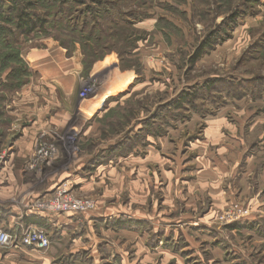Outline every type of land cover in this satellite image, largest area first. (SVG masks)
Masks as SVG:
<instances>
[{
  "label": "rangeland",
  "instance_id": "374dc122",
  "mask_svg": "<svg viewBox=\"0 0 264 264\" xmlns=\"http://www.w3.org/2000/svg\"><path fill=\"white\" fill-rule=\"evenodd\" d=\"M28 11L43 20L34 31L0 36L3 88L35 81L26 52L55 43L82 56L78 95L93 94L80 102L103 100L85 136L74 126L36 137L24 182L43 189L53 165L81 164L80 188L61 184L96 207L73 216L63 239L44 228L47 249L0 255L16 253L10 264H264V0H43ZM11 121L0 115L4 128ZM40 140L58 158L31 168ZM80 235L89 237L75 244Z\"/></svg>",
  "mask_w": 264,
  "mask_h": 264
},
{
  "label": "crops",
  "instance_id": "0c3cea01",
  "mask_svg": "<svg viewBox=\"0 0 264 264\" xmlns=\"http://www.w3.org/2000/svg\"><path fill=\"white\" fill-rule=\"evenodd\" d=\"M25 62L36 80H29L22 88L7 92L3 86L8 71L0 72V115H7L12 119L5 128L0 123V147H5L8 154L6 166L1 171L3 176L0 178V226L9 231L16 221L23 227L30 225L43 227L55 232L59 239H63L66 230L78 224V220L74 222L72 219L75 214H32L25 210L21 203L26 199L43 195L64 182H71L73 187L78 188L84 183L79 173L82 165L68 167L53 165L54 171L47 181H44L45 188L36 191L24 182L25 166L36 137L42 136L47 139L52 136L58 137L57 133L74 126L82 136H85L91 128L90 119L101 105L103 96L91 103L80 102L77 87L80 84L83 65L79 51L67 55L64 48L49 43L43 49H29L25 55ZM86 222L93 223L92 220ZM87 237L89 236H77L73 242L77 244L82 238L85 242ZM87 250L91 251L90 256L94 255L92 248L85 251ZM10 254L0 255V264H10L8 260L17 257L16 253Z\"/></svg>",
  "mask_w": 264,
  "mask_h": 264
},
{
  "label": "built area",
  "instance_id": "2783aa9c",
  "mask_svg": "<svg viewBox=\"0 0 264 264\" xmlns=\"http://www.w3.org/2000/svg\"><path fill=\"white\" fill-rule=\"evenodd\" d=\"M92 94V88L86 86L79 93V96L81 99H86ZM57 158L58 149L53 145L48 146L40 140L34 145V155L30 160V167L37 168L38 165L40 167H50ZM2 162L3 156H0V166ZM25 207L32 214L63 215L72 213L79 215L93 211L96 203L90 198L76 197L69 188L65 187V184H61L41 196L29 199ZM48 247L49 237L44 228L34 225L23 227L17 223L9 231L0 227V249L29 248L43 250Z\"/></svg>",
  "mask_w": 264,
  "mask_h": 264
},
{
  "label": "trees",
  "instance_id": "16d2710c",
  "mask_svg": "<svg viewBox=\"0 0 264 264\" xmlns=\"http://www.w3.org/2000/svg\"><path fill=\"white\" fill-rule=\"evenodd\" d=\"M41 2H43V0H32L31 3L21 5L20 0H0V22L5 23V26H9V27L11 26L10 30L8 28L0 27V36L4 37L7 35H14L15 30L22 32L24 34H29L32 31H34L37 25L42 23L43 20L37 19L38 21H36L35 19H33L34 13L33 12L30 13L28 10L32 8L33 6L35 7L36 3L41 4ZM4 4H8L7 7H4ZM13 12H15L16 14L14 16V19L12 16ZM235 18H236L235 15L227 17L228 24H234ZM206 45H207V42L205 41L201 44V48H199L198 51H196V53L193 55V58L191 59V63L199 59ZM10 72L11 71H9V74ZM184 100L185 102L187 101L185 98H182V101L180 102H184ZM180 105H181L180 103L176 102L174 107H177ZM119 222L120 221L118 220L116 221L117 224H119ZM229 228L235 229L236 227L230 226Z\"/></svg>",
  "mask_w": 264,
  "mask_h": 264
}]
</instances>
